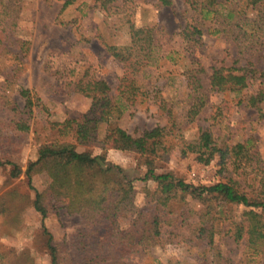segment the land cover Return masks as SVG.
Masks as SVG:
<instances>
[{
	"label": "rangeland",
	"instance_id": "374dc122",
	"mask_svg": "<svg viewBox=\"0 0 264 264\" xmlns=\"http://www.w3.org/2000/svg\"><path fill=\"white\" fill-rule=\"evenodd\" d=\"M64 2L22 0L18 34L30 42L29 53L15 84L5 81L13 66L0 57V92L23 105L16 89L21 84L30 88L34 101L41 105L33 108L30 128L21 130L13 124L15 119L10 122L13 112L0 103V159L17 163L25 170L38 157L41 143L53 140L54 122L80 117L89 109L92 98L69 90L66 81L94 75L104 81L99 95L117 94L125 66L106 49L105 42L125 44L129 38L127 26L132 22L137 26H154L157 37L155 60L136 75L145 95L119 117L104 122L98 139L77 142V150L101 154L106 161L122 166L128 177L124 182L130 191L129 200H132L128 209L155 212L159 207L155 194L157 182L141 179L148 168L145 158L113 146V128L122 127L133 135H140L145 129L166 125L171 128L172 147L156 159V172L169 171L175 179H185L198 186L236 179L250 193L249 183H256L252 166L258 164L264 168V104L258 110L240 100L247 91L255 90L257 83L240 93L212 90L209 83L214 66L222 61L230 63L235 58L232 42L222 35L206 34L191 54L181 35L190 16L186 0H173L169 6L159 0H132L128 7L112 5L110 10L104 8L102 0H76L62 9ZM193 59L205 67L200 77L206 103L190 119L188 113L198 94L187 85L186 70ZM254 60L264 68V47ZM204 129L211 131L220 149L208 163L200 159L199 152L186 149V143L197 139ZM68 140L76 142L73 137ZM248 140L254 160L244 170L236 166L231 147ZM201 165L206 166L205 171L192 177L191 172ZM12 167L9 163L0 164V264H51L45 228L62 259L76 264L81 249L78 244L81 236L75 238L78 230L86 227L87 242H90L98 240L104 229L101 225L91 227L82 214L68 213L63 207H58L43 221L33 206V199L36 190L46 187L49 177L45 172H37L30 185L24 172L13 177ZM186 200V204H176L173 213L164 206L157 210L163 223L161 235L150 239L140 251L125 253L124 260L130 264H158L155 258L162 264L170 258L178 259L180 264H264L261 256L245 252V240L235 241L226 234L216 235L212 244L200 239L195 228L204 204L191 195ZM213 204L215 215L226 221L239 219L245 209L244 205L217 199ZM131 218L130 212L120 217L124 231Z\"/></svg>",
	"mask_w": 264,
	"mask_h": 264
},
{
	"label": "trees",
	"instance_id": "16d2710c",
	"mask_svg": "<svg viewBox=\"0 0 264 264\" xmlns=\"http://www.w3.org/2000/svg\"><path fill=\"white\" fill-rule=\"evenodd\" d=\"M75 1L65 0L62 9ZM102 1L107 10L112 9V5L118 8L128 7L132 2L122 0L123 3L117 5L113 3L116 0ZM159 2L169 6L173 0ZM186 3L190 16L181 35L191 54L206 34L225 36L236 48L232 62L222 61L213 67L209 77L210 88L240 93L257 83V88L251 92L247 91L240 101L261 110L264 104V68L257 66L253 57L264 47V0H186ZM21 4L22 0H0V57L13 66L5 78L8 84L17 83L29 53L30 42L18 34ZM127 28L129 38L125 44L105 42L106 49L125 66L117 94L99 95L98 91L103 87L104 81L94 75L78 81H66L69 90L92 98L89 109L80 117H69L54 122L56 134L53 140L41 143L38 157L30 161L25 170L10 160L0 159V164H12L13 177L24 172L30 185L33 174H47L49 181L46 187L36 190L33 199V206L41 214L43 221L58 207H63L68 213L82 214L86 218V224L91 227L102 226L104 231L98 240L90 242H87L86 227L78 230L75 238L79 239L81 236L78 240L81 249L76 264H130L123 258L125 253L140 251L150 239L161 235L163 223L158 213L161 207L164 206L173 213L176 211V204L187 203L188 195L198 198L204 204V208L199 212L200 221L195 228V234L200 239L212 244L216 235H230L235 241L245 240V252L248 255L264 258V168L258 164L252 166L256 183H249L251 194L245 191L236 179L198 186L185 179H175L169 171L156 172V159L172 147L169 142L170 127L156 125L145 129L140 135H133L125 128L115 127L113 146L135 152L140 158H145L148 168L141 179L157 182L155 194L159 207L152 212L144 208L128 209L132 200H129L130 191L124 182L128 177L124 174L122 166L106 161L101 154L77 150V142L90 143L98 139L104 122L119 117L127 107L137 104L145 95L136 75L155 60L158 48L155 27L137 26L130 22ZM246 55L248 56L245 62L240 63ZM186 72L187 85L192 88L193 93H198L188 113L192 119L206 103L204 84L200 77V74L205 72V67L193 59ZM16 89L23 105L2 92L0 103L13 112L10 122L15 119V127L28 130L33 108L41 104L34 101L30 88L17 84ZM70 137L76 139V142L68 140ZM186 144V149L199 152L200 159L206 163L220 150L215 145L209 129L202 130L197 139ZM249 144V140L240 141L231 147L236 166L244 170L249 167V162L254 160ZM207 152L209 154L205 156ZM214 199L244 205L245 209L239 219L222 220L215 215ZM129 212L133 218L129 219L130 224L124 231L120 217ZM45 231L48 234L47 249L51 264H70L62 259L52 242V235L46 228ZM88 251L89 254H86ZM155 260L162 264L157 258ZM165 264L180 262L170 258Z\"/></svg>",
	"mask_w": 264,
	"mask_h": 264
},
{
	"label": "built area",
	"instance_id": "2783aa9c",
	"mask_svg": "<svg viewBox=\"0 0 264 264\" xmlns=\"http://www.w3.org/2000/svg\"><path fill=\"white\" fill-rule=\"evenodd\" d=\"M206 169L205 165H201L197 170H193L191 172L192 177H197L199 175L200 172H204Z\"/></svg>",
	"mask_w": 264,
	"mask_h": 264
}]
</instances>
